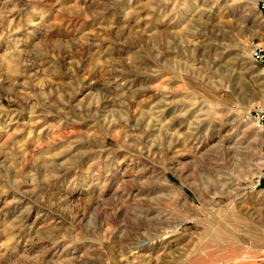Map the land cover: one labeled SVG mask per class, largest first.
<instances>
[{
    "label": "rangeland",
    "instance_id": "1",
    "mask_svg": "<svg viewBox=\"0 0 264 264\" xmlns=\"http://www.w3.org/2000/svg\"><path fill=\"white\" fill-rule=\"evenodd\" d=\"M262 43L256 0H0V264H264Z\"/></svg>",
    "mask_w": 264,
    "mask_h": 264
},
{
    "label": "built area",
    "instance_id": "2",
    "mask_svg": "<svg viewBox=\"0 0 264 264\" xmlns=\"http://www.w3.org/2000/svg\"><path fill=\"white\" fill-rule=\"evenodd\" d=\"M256 5L258 11L264 15V0H256ZM250 58L252 62L258 66L261 73L264 75V44H257L253 47L250 52ZM240 122L244 125H251L256 130L264 133V106L258 105L249 110H244L240 114ZM254 189H260L264 191V164L256 179ZM263 258H264V248H263Z\"/></svg>",
    "mask_w": 264,
    "mask_h": 264
},
{
    "label": "bare ground",
    "instance_id": "3",
    "mask_svg": "<svg viewBox=\"0 0 264 264\" xmlns=\"http://www.w3.org/2000/svg\"><path fill=\"white\" fill-rule=\"evenodd\" d=\"M259 177V175L257 176V178ZM135 239H139V236H137ZM131 243V242H130ZM129 242H126V244H125V246H128V247H130V246H132L131 244L133 243V241H132V243L130 244ZM140 244V243H139ZM124 247V246H123ZM130 248H132V247H130ZM101 259L100 258H98V259H93V258H91V260H90V264H100L101 263ZM175 264H179L178 262H174ZM82 264H84V263H82ZM87 264V263H86Z\"/></svg>",
    "mask_w": 264,
    "mask_h": 264
}]
</instances>
